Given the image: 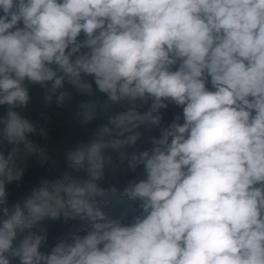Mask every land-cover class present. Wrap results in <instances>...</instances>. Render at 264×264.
Returning a JSON list of instances; mask_svg holds the SVG:
<instances>
[{
    "label": "clouds",
    "instance_id": "1",
    "mask_svg": "<svg viewBox=\"0 0 264 264\" xmlns=\"http://www.w3.org/2000/svg\"><path fill=\"white\" fill-rule=\"evenodd\" d=\"M69 85L82 123L94 96L124 108L65 154L84 177L10 207L16 160H48L46 122L22 115L32 88L65 109ZM170 104L183 123L128 151ZM0 106V264H264V0H0ZM117 161L145 178L106 180ZM113 199L140 214L109 216ZM77 219L85 235L41 251L47 221Z\"/></svg>",
    "mask_w": 264,
    "mask_h": 264
},
{
    "label": "trees",
    "instance_id": "2",
    "mask_svg": "<svg viewBox=\"0 0 264 264\" xmlns=\"http://www.w3.org/2000/svg\"><path fill=\"white\" fill-rule=\"evenodd\" d=\"M83 38V34L80 39ZM67 90L72 93V102L65 109H58L53 104L46 106L43 103L44 92L38 87L32 88L33 99L28 107L23 110L22 115L33 121H39L41 124L46 122V127L49 130V137L41 142L47 145L48 160L45 164H41L35 154L21 156L16 160V164L25 169L22 181L13 182L6 186L7 199L11 207L17 202L23 201L31 194V192L41 186L42 181L55 182L63 177L64 173H69L73 178H82L86 175L83 170L76 171L69 166L66 158V153L69 150L75 149L81 144L91 143L95 137L94 130L107 122L108 116L116 112L122 111L123 104L109 105L107 97L104 95L94 96L97 107L95 109V119L89 123H82L80 116L77 114V105L81 97L76 90L70 85L66 86ZM208 87L211 89V85ZM147 106H145L146 108ZM19 111V110H18ZM162 121L158 128L144 129L141 131L143 136L133 149L128 151H144L150 150L153 145L151 139L159 138L161 129L168 127L176 117H180L179 123H183L182 108L175 104H170L167 109H162ZM6 115V106H0V117ZM3 146L0 145V151H3ZM106 180L113 182L119 181L126 183L129 180L139 181L144 179V170L141 165L135 172H132L127 164V161L121 163L115 162L113 167L105 173ZM139 202H133L127 199L111 200L108 206L101 204L109 216L113 218L125 217L124 223H131L133 215H139ZM46 229L48 237L46 244L41 248L43 252H50L51 248L60 240L71 241L72 235H85L89 227L86 221H70L67 224L61 221H47ZM14 264H19L18 260Z\"/></svg>",
    "mask_w": 264,
    "mask_h": 264
}]
</instances>
